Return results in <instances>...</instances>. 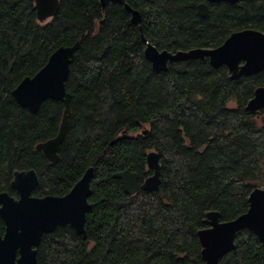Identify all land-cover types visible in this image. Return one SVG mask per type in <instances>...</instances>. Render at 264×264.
<instances>
[{
    "label": "trees",
    "instance_id": "trees-1",
    "mask_svg": "<svg viewBox=\"0 0 264 264\" xmlns=\"http://www.w3.org/2000/svg\"><path fill=\"white\" fill-rule=\"evenodd\" d=\"M124 2L141 25L120 2L103 12L100 0H60L57 16L40 23L34 0H0V193L18 197L15 173L34 169L33 196L62 197L94 171L86 238L69 226L45 234L38 264H204L198 232L206 214L234 220L248 210L255 183L264 186V111L258 119L245 109L264 71L231 80L225 66L188 60L158 72L145 56L149 44L176 53L217 48L245 29L264 33V0ZM77 41L66 83L71 116L52 163L36 146L57 136L64 104L47 100L31 113L12 92ZM151 151L162 184L130 196L114 175L130 168L142 184ZM235 245L221 264H264L252 232H239Z\"/></svg>",
    "mask_w": 264,
    "mask_h": 264
},
{
    "label": "water",
    "instance_id": "water-1",
    "mask_svg": "<svg viewBox=\"0 0 264 264\" xmlns=\"http://www.w3.org/2000/svg\"><path fill=\"white\" fill-rule=\"evenodd\" d=\"M37 18L45 23L56 17L60 9V0H34ZM125 4L132 13V22L141 25L139 11L134 10L124 0H100L103 12L109 2ZM238 0H208V3L230 2ZM202 17L209 13V6H198ZM81 41L72 46L60 47L49 58L46 65L34 76L25 78L12 92L14 99L31 113H37L47 100L64 104V113L59 132L55 138L39 143L47 159L56 163L60 160L59 150L62 145L71 116V94L67 92L66 83ZM146 58L155 71H168L169 63L202 60L218 69L227 67L231 80L243 76H254L264 71V33L254 29H245L232 33L219 47L214 49L196 48L176 53L159 51L148 45ZM260 117L264 109V87L255 90L253 98L245 108ZM144 134L147 131L143 132ZM147 166L152 174L142 184L139 175L130 168L118 172L115 179L122 182L125 192L133 196L143 192H157L162 184V167L159 154L151 151L147 154ZM93 168L90 167L83 177L65 196H33L39 185V177L34 169L17 171L12 181V188L18 197L7 192L0 193V264H38L37 250L45 234L54 232L58 227L69 226L84 238L87 236L86 220L90 211L91 182ZM249 208L242 215L231 221H222L221 213L210 211L206 214V228L198 232L201 254L204 264H221L222 259L235 250V240L239 232H252L264 248V189L255 186L248 198ZM4 223V233L1 229Z\"/></svg>",
    "mask_w": 264,
    "mask_h": 264
},
{
    "label": "flooded vegetation",
    "instance_id": "flooded-vegetation-1",
    "mask_svg": "<svg viewBox=\"0 0 264 264\" xmlns=\"http://www.w3.org/2000/svg\"><path fill=\"white\" fill-rule=\"evenodd\" d=\"M259 87H264V85L258 86V87H256V89L259 88ZM256 89H255V90H256ZM254 92H255V91H254ZM253 96H254V94H253ZM252 98H253V97H252ZM263 111H264V109H262V110L260 111V114H261ZM260 116H261V115H260ZM259 118H260V117H259ZM259 118H258V119H259ZM1 222H2V221H1ZM1 229H2V226H1ZM2 233H4V232H2ZM261 245H262V244H261ZM262 248H263V247H262ZM263 250H264V248H263Z\"/></svg>",
    "mask_w": 264,
    "mask_h": 264
},
{
    "label": "rangeland",
    "instance_id": "rangeland-1",
    "mask_svg": "<svg viewBox=\"0 0 264 264\" xmlns=\"http://www.w3.org/2000/svg\"><path fill=\"white\" fill-rule=\"evenodd\" d=\"M257 186H259L260 188L264 189V186H261L258 182L255 183Z\"/></svg>",
    "mask_w": 264,
    "mask_h": 264
}]
</instances>
